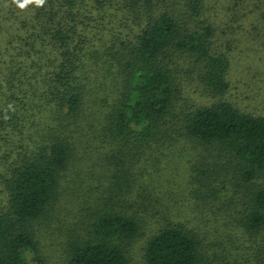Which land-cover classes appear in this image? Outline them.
Instances as JSON below:
<instances>
[{"label": "trees", "instance_id": "obj_1", "mask_svg": "<svg viewBox=\"0 0 264 264\" xmlns=\"http://www.w3.org/2000/svg\"><path fill=\"white\" fill-rule=\"evenodd\" d=\"M252 40L259 0H0V264H264Z\"/></svg>", "mask_w": 264, "mask_h": 264}, {"label": "rangeland", "instance_id": "obj_2", "mask_svg": "<svg viewBox=\"0 0 264 264\" xmlns=\"http://www.w3.org/2000/svg\"><path fill=\"white\" fill-rule=\"evenodd\" d=\"M259 1L264 4V0H259ZM255 41L257 40H252L251 43L246 42L245 45L243 46L245 47L249 43L250 49L247 51H243L240 55L239 72L243 75V79H242L243 82H240L241 91L246 92L243 94L244 95L248 94L251 98L250 100L257 101L256 100L257 97L255 95L261 96L258 94L259 89L260 92L264 93V80L261 79L264 77V59H261L259 54V51L262 50L261 46L252 45V43H254ZM262 53L263 52H261V54ZM160 166L163 169L162 171L167 172V174L170 176L169 180L164 181V188L169 187L170 190H174V193L178 195V200L183 201V198L181 196L182 193L185 192L184 191L185 184L183 183L184 182L183 168H185V166L181 163L179 168L176 170L175 164L170 165V163H167L166 161H163ZM163 166H169V167L164 169ZM183 214L189 215L191 213L189 212V210H184ZM201 218L205 222V217L202 216ZM241 240H242L241 246L247 250V247H245L244 245L245 243L244 239ZM58 242L59 241H57V244H55L54 246L51 245L50 247H48V250L46 251L48 257L47 260L49 261L48 264L61 263V260L63 258V251L61 250V247H59ZM142 246H143V242L140 238L133 243L132 245L133 248L131 250L132 253L131 255L133 257L132 264H144Z\"/></svg>", "mask_w": 264, "mask_h": 264}, {"label": "clouds", "instance_id": "obj_3", "mask_svg": "<svg viewBox=\"0 0 264 264\" xmlns=\"http://www.w3.org/2000/svg\"><path fill=\"white\" fill-rule=\"evenodd\" d=\"M11 3L16 5L19 9L23 10L29 5L42 7L46 3V0H11Z\"/></svg>", "mask_w": 264, "mask_h": 264}]
</instances>
